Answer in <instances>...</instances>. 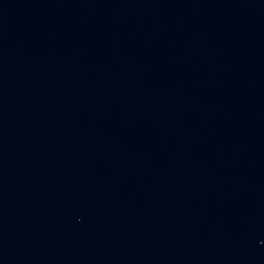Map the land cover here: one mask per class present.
Instances as JSON below:
<instances>
[{
	"label": "water",
	"instance_id": "water-1",
	"mask_svg": "<svg viewBox=\"0 0 264 264\" xmlns=\"http://www.w3.org/2000/svg\"><path fill=\"white\" fill-rule=\"evenodd\" d=\"M0 264H264V0H0Z\"/></svg>",
	"mask_w": 264,
	"mask_h": 264
}]
</instances>
